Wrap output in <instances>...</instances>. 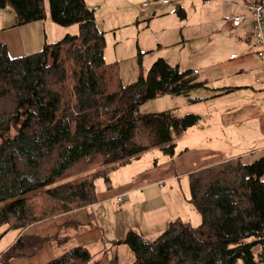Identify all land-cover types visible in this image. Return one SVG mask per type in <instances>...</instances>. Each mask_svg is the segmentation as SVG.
Listing matches in <instances>:
<instances>
[{"label": "trees", "instance_id": "1", "mask_svg": "<svg viewBox=\"0 0 264 264\" xmlns=\"http://www.w3.org/2000/svg\"><path fill=\"white\" fill-rule=\"evenodd\" d=\"M84 1L48 0L50 19L78 24V33L17 57L0 43V240L8 230L17 231L0 253V264L31 257L50 239L22 234L27 226L93 205L97 179L109 186L113 171L151 148L172 157L175 141L200 119L167 109L138 112L157 96L208 87L193 70L163 58L146 76L110 90L114 80L104 62V35ZM7 6L15 26L46 16L44 0H0V8ZM263 176L264 155L193 171L189 192L201 217L197 227L176 218L153 240L131 229L116 244L131 250V264H264ZM75 224L65 222L60 229ZM45 264L99 261L74 245Z\"/></svg>", "mask_w": 264, "mask_h": 264}, {"label": "rangeland", "instance_id": "2", "mask_svg": "<svg viewBox=\"0 0 264 264\" xmlns=\"http://www.w3.org/2000/svg\"><path fill=\"white\" fill-rule=\"evenodd\" d=\"M45 1L48 8V0ZM143 1H84L93 11L96 28L104 35V62L107 73L114 80L110 90H115L118 83L127 85L139 76H146L151 65L163 58L180 70H193L198 80L205 81L208 87L193 88L180 96H157L138 106V112L145 114L167 109L177 116L193 113L200 117L198 123L175 141L172 157L154 147L113 171L109 186L97 179V201L89 210L94 216L92 227L86 226L85 213L58 215V220L50 219L32 229L34 233L38 231V234L50 237L39 251L11 264H45L78 243H83L100 264L113 256H117L119 264H131L134 260L131 250L125 244L118 246L115 242L124 239L125 233L131 229L143 238L153 240L170 220L176 218L197 227L201 217L190 202L189 174L195 171L190 170L211 158L212 155L208 154L210 148L225 149L229 146L228 141H233L238 148L247 145L243 139L251 135L250 131L247 130V135L234 132L233 136L228 129L224 130L225 134L221 129L216 130L214 124L228 111L227 108L239 102L248 103L256 95H259L257 101L264 109V92L254 84L258 75L257 59L255 54L253 61L242 59L246 56L241 45L242 34L229 24L232 11L226 12L222 3H213L215 0H171L166 4L153 2L142 7ZM208 2L211 3L206 4ZM14 22L13 9L9 6L0 8V27L5 28ZM27 24H31L28 25L29 37L32 41L40 40V48L45 43L57 42L66 34H76L80 29L78 24L61 26L56 23H51L53 27L50 28L45 20ZM225 86L232 87L231 93L219 97ZM190 99L198 101L192 103ZM263 155L248 156L243 161L249 163ZM124 194V200L118 198ZM69 219H82L84 232L72 226L59 228L57 234L52 230L55 223ZM98 228L101 233H94ZM3 230L1 227L0 233ZM16 236V230L6 232L0 240V253L12 245Z\"/></svg>", "mask_w": 264, "mask_h": 264}, {"label": "crops", "instance_id": "3", "mask_svg": "<svg viewBox=\"0 0 264 264\" xmlns=\"http://www.w3.org/2000/svg\"><path fill=\"white\" fill-rule=\"evenodd\" d=\"M205 1H207V0H205ZM255 2H263L264 3V0H215L213 3H222V5L226 9V12L229 13L232 11V13H236V12H242V11L244 12L245 11V9H244L245 4L255 3ZM157 3H160V2H157ZM210 3L211 2H208L206 4H210ZM44 4H45V8H46V16L43 20H45L47 25H49V27L52 28L53 26L51 23H54V22L50 19L49 10L47 8V4H46L45 0H44ZM37 21H39V20H37ZM28 25H31V24H27V25L23 24V25H19V26H15L14 24H10V25L5 26V28L0 27V43H3V45L6 46L8 54L11 57L22 56L27 51L34 50V48H40V46L42 44V43H40L41 41L40 40L32 41V38L29 37V35H30L29 34L30 29L29 28L30 27ZM236 31L240 32L242 34V41L244 43L247 42V44L250 46V47H248L247 44H244L242 42V44H241L242 48H244L243 50L246 52L245 58H242V59H244V61H247V62L251 61V60L253 61L254 60V56H253L254 54H255L256 59H257L258 57H257V53H256V48H254L251 44H249V42L247 40L244 39V35H243L241 29H236ZM253 68H255V66ZM256 69L259 72V70H258V59H257V68ZM222 88H228L229 91L228 92H222V91L219 92L220 93V95L218 93L219 97H223L222 95L229 94L232 91V87H228V86L226 87L225 86ZM258 98H259V95H256L255 98H252L251 101H248V103L246 101L244 103L239 102L238 104H235L232 107L227 108L226 110H228V111L224 114H221L218 117V122L214 121L216 130L221 129L222 133H224V130L228 129V132L230 133V135L234 136V132L235 133H237L239 131L245 132L247 135V130L250 131L251 135L247 136L243 139V141H246L245 143L247 145H245L244 147L238 148V147H236V144L233 141H228L227 143H229V146H227L225 149L218 150V148H216V149L210 148V149H208V154L212 155V156H210L211 158L208 157V159H207L208 161H202V163H200L199 165H194L190 171H192V170L196 171L198 169H201L204 167H209L212 165H216V164H219V163L227 161V160L240 159L241 161H243V159L248 158V156L252 157V156H256L258 154L264 153V109L260 106V102L257 101ZM255 101H257V102L255 103ZM231 109H233V110H231ZM252 134L255 135V137H252ZM209 151H210V153H209ZM214 152L218 153V154L214 155ZM156 164H157V161L155 160L154 165H156ZM132 195H133V193L130 194V196H132ZM118 198L121 200H124L126 198V194L119 195ZM94 207H95V204H93V205L90 204V206H88V207L75 209L73 211H69V212L61 214L59 216L66 215L68 213H72V214L85 213L87 216L86 226L89 228V227H92V221L94 220V216L89 213V210L91 211V209H93ZM59 216H56V217H59ZM56 217H54V218H56ZM49 220L50 219H47V220L37 222V223H34V224L27 226L25 228V230L22 231V234H25V235L35 234V235H39L41 237H45V236L38 234L39 233L38 231L36 233L32 232V229L34 227L39 226L40 224L47 223ZM81 220L82 219H80L79 220L80 222H79V221L74 220V219H69V220H65L63 222L55 223L54 229H52V230H54L55 233L57 234L59 231L58 229L65 222L75 221L79 225L77 226L75 224L72 227H74L76 230L81 232V231L85 230V229H83L85 227L84 226L85 224L81 223V222H83ZM82 224H84V225H82ZM94 233H96V234L101 233L100 229L99 228L95 229ZM126 233H125V235H126ZM65 240H66V238H63L62 241H65ZM78 240H79V235L77 236V242H78ZM119 241H121V240H119ZM87 242H88V240L86 241V243ZM77 245L84 246L83 243L82 244L78 243ZM116 245L119 246L120 244H116ZM21 259H23V258H21ZM14 260H16V259L11 260V263ZM112 262L119 264L117 261V256H113L109 259L106 258L105 261L103 262V264H111ZM99 264H100V262H99Z\"/></svg>", "mask_w": 264, "mask_h": 264}, {"label": "built area", "instance_id": "4", "mask_svg": "<svg viewBox=\"0 0 264 264\" xmlns=\"http://www.w3.org/2000/svg\"><path fill=\"white\" fill-rule=\"evenodd\" d=\"M171 0H144L142 7H147L153 2L168 3ZM245 11L233 13L229 17V24L236 29H241L244 39L256 48L258 59V75L254 84L264 92V3L255 2L244 5Z\"/></svg>", "mask_w": 264, "mask_h": 264}]
</instances>
